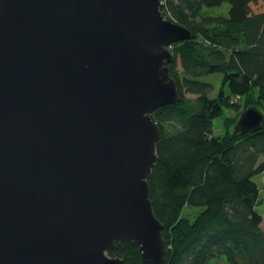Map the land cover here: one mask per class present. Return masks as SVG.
<instances>
[{
	"label": "water",
	"instance_id": "obj_1",
	"mask_svg": "<svg viewBox=\"0 0 264 264\" xmlns=\"http://www.w3.org/2000/svg\"><path fill=\"white\" fill-rule=\"evenodd\" d=\"M162 0H0V264H169L149 196L161 130L181 102L173 44L194 33ZM252 106L234 134L259 131Z\"/></svg>",
	"mask_w": 264,
	"mask_h": 264
},
{
	"label": "trees",
	"instance_id": "obj_2",
	"mask_svg": "<svg viewBox=\"0 0 264 264\" xmlns=\"http://www.w3.org/2000/svg\"><path fill=\"white\" fill-rule=\"evenodd\" d=\"M224 3L231 5L228 16L210 13ZM161 10L195 35L172 45L170 71L181 102L152 115L161 138L149 196L164 225L169 264H264V213L258 210L264 199L255 180L264 173V122L259 131L233 130L245 109L264 113V0H162ZM216 73L224 79L212 97L214 85L201 78ZM236 95L245 106L227 119V134L215 137L213 122L224 107L243 105L231 103ZM190 209L195 216L185 214ZM109 255L145 264L132 242L116 244Z\"/></svg>",
	"mask_w": 264,
	"mask_h": 264
},
{
	"label": "rangeland",
	"instance_id": "obj_3",
	"mask_svg": "<svg viewBox=\"0 0 264 264\" xmlns=\"http://www.w3.org/2000/svg\"><path fill=\"white\" fill-rule=\"evenodd\" d=\"M230 8H231V5L229 3H224L220 7L212 8V9H209V10H210V13H212L214 15H225V16H228ZM172 47L170 48L171 52H172ZM179 69H181L180 62H179ZM223 79H224V75L222 73L211 74V75H207V76L201 78L202 81L207 82V83H211V84L214 85V92L212 93V97H217L218 96V93H219V91H220V89L222 87ZM225 90H226L227 94H230L228 86H226ZM253 94H254L253 95V99L256 100V98L258 97V91L255 90ZM185 96H186L187 99L192 100V101H194V100H196L198 98L196 95H191V94H186ZM240 103H243V105L239 109H236L234 107H224L223 115L218 117V118H216L214 120V122H213V124H214L213 135L215 137H221V136H224V135L227 134L228 127H227L226 121H227V119H235V118H237L239 112L242 111L244 106H245L243 99L240 101ZM259 178H260V175L255 178L256 182L259 180ZM262 179H263V187H264V178L262 177ZM263 209H264V204H263V206H260L258 208V210L261 213H264ZM196 213H197V210H191L190 209V210H187L185 214L186 215H194L195 216ZM194 216H193V218H194ZM262 228L264 230V222L262 224Z\"/></svg>",
	"mask_w": 264,
	"mask_h": 264
},
{
	"label": "crops",
	"instance_id": "obj_4",
	"mask_svg": "<svg viewBox=\"0 0 264 264\" xmlns=\"http://www.w3.org/2000/svg\"><path fill=\"white\" fill-rule=\"evenodd\" d=\"M263 175H260L259 180L257 181L260 187V194H261V198L264 199V187H263V179H262Z\"/></svg>",
	"mask_w": 264,
	"mask_h": 264
},
{
	"label": "built area",
	"instance_id": "obj_5",
	"mask_svg": "<svg viewBox=\"0 0 264 264\" xmlns=\"http://www.w3.org/2000/svg\"><path fill=\"white\" fill-rule=\"evenodd\" d=\"M172 47V46H171ZM242 100V96L240 95H236L233 97V99L231 100V103L232 104H235V103H240V101ZM263 175V178H264V173L262 174Z\"/></svg>",
	"mask_w": 264,
	"mask_h": 264
}]
</instances>
